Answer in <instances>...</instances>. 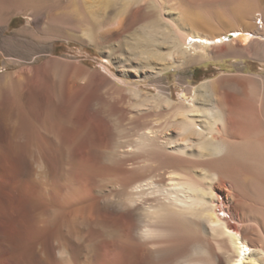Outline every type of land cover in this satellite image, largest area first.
<instances>
[{
  "label": "bare ground",
  "instance_id": "1",
  "mask_svg": "<svg viewBox=\"0 0 264 264\" xmlns=\"http://www.w3.org/2000/svg\"><path fill=\"white\" fill-rule=\"evenodd\" d=\"M5 3L16 0H0V15L10 9ZM100 3L95 9L83 5L89 19L83 33L99 27L98 43L122 40L140 20L131 33L134 43L116 56L121 66L135 62L154 69L153 63L161 73L229 57L264 59V17L242 4L222 9L229 21L217 13L201 16L217 17V27L200 16L186 17V29L164 0ZM31 15L51 23L66 16L41 5ZM228 34L233 37L224 41ZM115 51L105 57L110 63ZM67 67H76L71 83ZM3 77L0 264H78L85 248L95 250L90 264H264L260 75L224 74L186 88L179 101L164 90H133L143 128L131 141H121L118 127H104L98 111L88 108L99 97L96 80L102 87L111 81L100 69L51 57ZM121 88L100 94V109L113 105L119 111L112 99ZM165 111L167 118L146 122L151 112ZM155 169L165 171L153 175ZM41 173L47 175L42 180ZM106 182L115 187L103 189Z\"/></svg>",
  "mask_w": 264,
  "mask_h": 264
},
{
  "label": "rangeland",
  "instance_id": "2",
  "mask_svg": "<svg viewBox=\"0 0 264 264\" xmlns=\"http://www.w3.org/2000/svg\"><path fill=\"white\" fill-rule=\"evenodd\" d=\"M164 1L174 13L181 15L180 20L184 23L186 29L190 25L186 23L185 19L192 16L194 19L200 16V19L210 20L209 28H212L215 24L217 27V17L213 15V17L206 18L205 16L208 17L212 13L222 14L225 20L229 21L228 17L223 14L222 9L225 11L227 8L241 6V4L252 8L257 15L264 17V0H229L226 3H214L208 2V0ZM84 4H93L94 7L92 8V5L91 9H95V6L96 8L102 6L100 0H16V3L12 6L5 3L4 6H10V9L7 8L8 11L5 10L0 15V76L1 78L2 76L6 78L9 73L28 71L33 66L42 64L51 57L78 62L90 69H100L110 77L111 81L102 87L98 78L94 84L93 93L99 95V97L100 94L108 97L107 91H112L114 86L122 87L117 98L115 100L112 99L114 102L118 101L119 111L113 105L104 110L100 109L102 101H100L101 99L99 100V97L92 99L90 101L92 106H88V108L98 111L104 127L107 125L118 127L117 136L121 141L136 139L137 133L141 132L143 128V126L138 125V114L136 107H134L136 99L132 94L133 90H140L149 95H157L161 90H164L171 95L174 101H179L182 100L181 95L186 88H196L204 81L224 74L260 75L264 81V59L260 58L229 57L218 61L209 60L201 63H186L181 68L173 67L161 73L158 71L159 66L153 63L151 65L155 66L154 69L152 67L147 68L144 65L138 66L135 62H127L125 66H121V63L116 62V56L122 57L121 55L127 44L131 45L134 43L135 37H132L131 33L138 30L141 25L140 20L137 21L136 25H133L130 29L131 31L129 30L130 32H126L120 38L122 40L108 39L106 43H98L101 35L99 27H92L89 36H85L83 33V29L89 23V19L83 11ZM40 5L45 6L50 13H65L64 20L59 23H51L47 18H41L39 21L33 20L31 13L35 7ZM172 15L174 14L166 13L167 17ZM203 15L205 16L201 17ZM5 20H9L8 25L4 22ZM260 22L261 20L259 19L258 23ZM137 32L135 31V33ZM232 37L233 34H228L223 37V40L227 41ZM110 48H113V51L116 50L115 55L112 56L111 63L105 58ZM159 48L163 52L169 50L166 46H160ZM102 63L110 64L112 70L108 71L105 69ZM67 68V81L71 83L75 79L76 67ZM0 80L2 81V79ZM169 113L168 111L163 113L151 112L146 116L145 120L148 124L158 123L167 118L170 115ZM101 134L104 136L105 129L101 131ZM164 171L165 169H155L150 172L154 175ZM46 176L44 173L39 174L41 180ZM103 184L101 183L102 188L107 191L115 187L111 183L107 184L106 182L105 186ZM105 237L107 241H115L116 239L115 236L111 235ZM94 253L95 250L92 248L82 249L77 256L78 264H90Z\"/></svg>",
  "mask_w": 264,
  "mask_h": 264
}]
</instances>
